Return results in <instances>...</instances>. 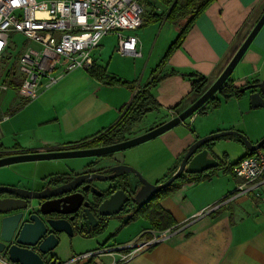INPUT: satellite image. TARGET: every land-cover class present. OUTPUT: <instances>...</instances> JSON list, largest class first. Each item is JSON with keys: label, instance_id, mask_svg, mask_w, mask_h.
I'll list each match as a JSON object with an SVG mask.
<instances>
[{"label": "crops", "instance_id": "1", "mask_svg": "<svg viewBox=\"0 0 264 264\" xmlns=\"http://www.w3.org/2000/svg\"><path fill=\"white\" fill-rule=\"evenodd\" d=\"M263 11L264 0H215L211 3L195 19L181 44L164 64L161 73L172 74L162 78L150 90L157 105L153 112L159 121L145 130L137 129L140 122L137 123L127 138L164 123L196 100L201 93L194 92L191 78L182 74L204 76L207 81L205 90L217 79ZM102 39L92 52L93 64L104 67L111 76L129 81L138 79L139 86L143 85L153 65L149 58L143 60L139 38L140 56L129 55L128 62H123L121 68L112 67L110 62L105 66L101 62ZM262 52L264 31L257 33L231 72L229 77L236 86L261 82ZM246 69L249 72L241 74L240 70ZM18 88L19 85L13 82L8 83L6 89L0 87V100L4 93L13 92L5 106L0 104V116L7 117L0 120V145L10 150L49 151L92 137L113 125L120 116V108L132 97L129 88L103 84L83 69L66 73L56 84L40 90L33 100L23 98ZM245 94L230 97L225 102L235 100L238 103L246 98ZM220 107L221 101L217 108L205 105L204 113H194L188 117V122L185 119L154 141L148 140L143 145L104 156L93 171L107 173L109 167L124 164L140 171L150 183H161L176 172L184 153L198 138L222 130L248 133L235 118L210 119L212 112ZM260 137L249 139L256 143ZM207 146L218 166L197 174L182 173L184 177L180 186L160 200V205L174 220L172 228L152 232L149 222L144 220L136 236L148 233L149 237L145 235L134 242L110 243L116 228L127 219L128 216L124 215L121 219L108 220L105 230L96 236L85 237L80 232H75L72 237L60 234L61 246L57 245L49 256L60 264H75L85 259L80 258L82 254L99 250L98 254L90 255L97 264H264V185L251 188L232 171V165L249 151L236 135L214 139ZM94 159L79 157L66 159L71 161L54 159L2 166L0 185L36 188L51 176L87 171L89 169L85 166ZM58 164L66 168L56 170ZM67 165H70L69 169ZM127 176L133 186L139 185L134 174L128 173ZM192 178L196 180L186 182ZM98 183L96 186L101 187ZM240 185L246 189L244 193L238 192ZM158 236H161L159 242L128 255L131 246ZM0 256L7 264H12L5 256Z\"/></svg>", "mask_w": 264, "mask_h": 264}, {"label": "water", "instance_id": "2", "mask_svg": "<svg viewBox=\"0 0 264 264\" xmlns=\"http://www.w3.org/2000/svg\"><path fill=\"white\" fill-rule=\"evenodd\" d=\"M264 25V11L236 49L217 79L211 83L188 107L156 127L127 138L121 142L82 149L31 151L0 157V167L29 161L54 160L63 158H96L85 167L96 166L104 156L144 143L175 127L192 116L225 83L242 58L248 46ZM250 91V104L254 108L264 107V79L258 84H250L241 89ZM238 136L249 153L264 144V136L252 143L244 134L235 130H222L195 140L186 150L176 172L161 183L145 180L129 165L119 164L109 167V173L87 170L59 174L57 178L42 181L36 188L0 185V254L12 264H60L49 256L59 244L60 234L72 237L75 232L90 231L99 225L100 217L119 214L125 204L131 201L140 206L171 184L182 173L197 174L216 168L218 161L211 155L208 143L214 139ZM132 173L139 185L133 186L128 176L119 179L124 188L117 187L115 179ZM92 182L101 183L97 188ZM132 187V188H131ZM132 189V191H130ZM49 256V258H46Z\"/></svg>", "mask_w": 264, "mask_h": 264}, {"label": "built area", "instance_id": "3", "mask_svg": "<svg viewBox=\"0 0 264 264\" xmlns=\"http://www.w3.org/2000/svg\"><path fill=\"white\" fill-rule=\"evenodd\" d=\"M143 14V3L138 0H0V67L8 56L10 33H19L34 43L16 56L15 73L5 75L0 87L6 89L13 82L19 85L23 98L36 99L40 90L56 84L66 73L88 71L93 65L92 51L107 34L116 36L118 53L140 56L138 37L124 31L140 28ZM232 171L251 188L264 185V144L240 159ZM245 191L243 185L238 187V192ZM160 238L131 246L128 255ZM0 262L6 263L2 256Z\"/></svg>", "mask_w": 264, "mask_h": 264}, {"label": "trees", "instance_id": "4", "mask_svg": "<svg viewBox=\"0 0 264 264\" xmlns=\"http://www.w3.org/2000/svg\"><path fill=\"white\" fill-rule=\"evenodd\" d=\"M140 2H145V0H138ZM158 4L164 7V11L158 12L157 8L147 2V6L149 7V12L146 13L143 18L142 25H146L149 23H159V22H168L175 27L178 28V34L176 39L168 46L165 51L162 59L159 63L151 70L150 76L147 81L139 86L136 84L135 80H123L117 78L115 76H111L106 72L104 67L93 64L92 67L88 70L90 75L94 77L96 80L100 81L103 84L111 85V86H125L132 91V97L128 103L123 105L120 108V116L118 120L111 125L110 127L102 130L101 132L93 135L92 137L83 139L77 143L71 145H65L62 147H57L55 149L50 150H64V149H82V148H90L96 147L99 145H109L117 142H121L127 139L128 135L135 127L137 123H139L146 113L155 110L157 105L154 98L150 94V90L156 86V84L165 76H168L172 73H164L162 74V68L164 64L167 62L172 51L177 48L182 40L184 39L187 31L195 21V19L204 12V10L215 0H155ZM174 73H176L174 71ZM177 74V73H176ZM186 77L191 78V86L192 90L196 93H202L206 86V79L204 76L189 73L182 74ZM15 84V83H14ZM250 84H258L257 81H253L251 83L246 82L242 86H236L233 81L228 77L225 83L218 89V91L211 97L209 100L198 109L197 113L205 112V105L209 104L212 108L219 107L220 101L216 98V94L221 95L225 99H229L230 97H240L244 94L241 91L242 88L250 85ZM232 137V136H230ZM31 151H24L18 148L15 149H6L2 145H0V157L20 154ZM251 153H248L249 155ZM246 155V156H247ZM245 157V156H244ZM242 159V158H241ZM236 164V163H235ZM233 164V165H235ZM232 165V167H233ZM171 173V175H173ZM59 175V174H58ZM58 175H54L49 177V179L57 178ZM74 174H69L66 177H72ZM127 175H122L119 179L126 178ZM167 177V178H169ZM183 175L181 174L178 178H176L171 184L167 187L160 190L156 193L151 200L148 202L137 206L133 205L126 209L124 212L114 215L113 217H103L100 221L99 225L95 228H92L89 232L86 230L79 231L82 236L92 237L101 234L106 226L109 218H118L121 219L124 215H127V219L121 222L120 227L125 226L129 222L137 219L144 218L150 224V230L152 232H164L174 226V220L170 213L165 210L160 205V200L171 192L175 191L179 186L181 179H183ZM166 180V179H165ZM192 180H196V178L188 179L186 182H192ZM163 182V181H162ZM117 187L124 188V184H118ZM148 236V233H143L142 236ZM94 256H89L85 259L77 261L75 264H97L94 262Z\"/></svg>", "mask_w": 264, "mask_h": 264}, {"label": "rangeland", "instance_id": "5", "mask_svg": "<svg viewBox=\"0 0 264 264\" xmlns=\"http://www.w3.org/2000/svg\"><path fill=\"white\" fill-rule=\"evenodd\" d=\"M147 2L154 5L157 8L158 12H162L165 10L164 7L158 4L155 0H145V2L144 1L142 2L143 7H144L143 18L145 17L146 13L149 12V7L146 4ZM262 31H264V25L262 26L258 34H260ZM124 33L125 34L126 33L135 34L139 38L141 42V49H142L141 51L143 52V60L145 61L146 59L149 58L150 64L153 65L152 67L153 69L162 59L167 47L176 39L177 34H178V28L168 22H159V23H149V24L143 25L137 30L124 31ZM8 41H9V47L7 49L8 56L6 59L1 61L2 65L0 67V78H1L0 83H2L3 80H5V75L7 74L12 75L13 73H15L16 56L19 55V53L25 48V46L26 45L34 46V43L27 40L24 36H22L19 33H10ZM102 41H103V50H102V55H101V62L105 66H108L110 62L112 67L121 68L122 66H124L122 64L123 62L124 63L128 62L127 57L129 55H122L117 52L116 50L117 38L114 34H107L103 36ZM262 53L264 54V52ZM119 56L125 57V59L122 60V58H120ZM261 69L262 70L259 75L261 78L260 81L264 79V60L261 65ZM237 71H239V68L236 70L235 73H237ZM240 72L241 74H245L249 71L246 69V70H240ZM235 73L233 74V76L235 75ZM135 81H136V84L139 85L138 79H136ZM250 91L251 90L245 91L246 98L241 99L238 103L235 102V100H230V102L227 103L225 102L227 99H225L219 94H216V98L221 101V107L217 109L216 111L212 112L210 119L213 120V118H216L218 121L221 118H231V117L235 118L238 122H240L241 128H243L246 132H248V133H244L246 134L248 139L258 137V136H261L260 138H262L264 136V107L252 108L250 106L249 104ZM12 97H13V92L8 91L6 92V94L4 93L2 100H0V104H2V106L3 105L5 106V104H7V101L11 99ZM153 111L154 110L148 112L149 115L144 117V119H142V121H140V123L137 124L136 126L137 129L145 130L149 128L150 126H155V123L159 121V118ZM186 121L188 122L189 118H187ZM176 129L181 131L180 130L181 128H176ZM154 139H157V137L150 139L149 142L154 141ZM144 143H148V141ZM140 145H143V143ZM158 150L159 149H157V151ZM121 151H126V150H121ZM145 151H147V149ZM66 159H76V158H64V160L62 159V161H71V160H66ZM42 161L50 162L54 160H42ZM14 164H10V165H14ZM64 166L65 165L63 164H58L55 167V169L56 170L63 169ZM68 166L70 165H67V168L69 169ZM93 167L94 166L89 167L87 169L93 170ZM138 173L145 180H147V178L140 171H138ZM98 185L100 186L99 183ZM144 220H145L144 218H137L129 222L125 226H122V227L118 226L111 237L110 243H123L128 240H131V242H134V240L136 239L137 240L141 239L140 238L141 236L137 237L136 235L139 234V231L141 230L140 229L141 223ZM58 246H61V244H58Z\"/></svg>", "mask_w": 264, "mask_h": 264}, {"label": "flooded vegetation", "instance_id": "6", "mask_svg": "<svg viewBox=\"0 0 264 264\" xmlns=\"http://www.w3.org/2000/svg\"><path fill=\"white\" fill-rule=\"evenodd\" d=\"M104 173L106 174V172H104ZM107 173H109V172H107ZM114 181H115V184H116V183H117V184H120V183H121V181H119V178H118V179H115ZM97 183H98V182H92V185H94L95 187L99 188L98 186H96ZM131 188H132V187H131ZM130 191H132V189H131ZM133 205H134V204H133L131 201L127 202V203L125 204L123 210H122L120 213L124 212L126 209H128L130 206H133ZM120 213H119V214H120ZM110 217H113V216H110ZM102 218H103V217L98 216L99 223H100V221L102 220ZM110 219H112V218H109L108 220H110ZM107 223H108V222H107Z\"/></svg>", "mask_w": 264, "mask_h": 264}]
</instances>
